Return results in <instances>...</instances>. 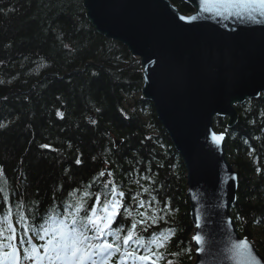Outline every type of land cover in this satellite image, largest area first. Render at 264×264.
Segmentation results:
<instances>
[{
	"label": "trees",
	"instance_id": "obj_1",
	"mask_svg": "<svg viewBox=\"0 0 264 264\" xmlns=\"http://www.w3.org/2000/svg\"><path fill=\"white\" fill-rule=\"evenodd\" d=\"M172 1L184 13L192 10ZM142 84L137 58L96 31L82 0H0L3 237L13 235L9 225L42 230L53 215L70 222L77 201L95 207V197L102 204L115 188L125 196L114 231L123 229V237L141 222L136 235L162 254V264H192L185 166L152 103L128 104ZM238 110L235 127L222 119L216 129L226 131L240 177L233 218L264 255V93ZM160 233L170 235L163 248L151 243Z\"/></svg>",
	"mask_w": 264,
	"mask_h": 264
},
{
	"label": "water",
	"instance_id": "obj_2",
	"mask_svg": "<svg viewBox=\"0 0 264 264\" xmlns=\"http://www.w3.org/2000/svg\"><path fill=\"white\" fill-rule=\"evenodd\" d=\"M184 1L192 13L184 14L171 0H82V5L99 34L138 58L142 96L153 103L183 159L194 264H238L231 249L240 241L264 264V255L240 234L232 216L239 173L228 159L226 136L215 128L216 118L225 117L235 126L237 105L264 93V17L221 18L201 10L200 0ZM181 16L197 19L188 23ZM213 133L223 139L216 143Z\"/></svg>",
	"mask_w": 264,
	"mask_h": 264
},
{
	"label": "snow or ice",
	"instance_id": "obj_3",
	"mask_svg": "<svg viewBox=\"0 0 264 264\" xmlns=\"http://www.w3.org/2000/svg\"><path fill=\"white\" fill-rule=\"evenodd\" d=\"M200 8L204 12L221 18L228 16L242 19L247 16L255 20L257 16L264 17V0H212L211 6L209 0H200ZM180 19L191 23L197 17L181 16ZM222 139V136L213 133V140L216 143ZM77 163L80 161L77 160ZM0 175H3V169H0ZM101 175L103 176L104 173ZM87 195L88 193H85V196ZM124 196L123 191L117 192L113 188L110 200L104 199L101 204V197H95V207L86 208L83 202L77 201L74 206L75 211L69 212L72 217L70 223L62 222L57 228L42 229L43 235L40 239L44 240L47 237L46 243L42 246L43 253L41 254L40 247L33 246L31 249H24L23 259L34 260L36 264H112L113 254L121 251L118 242L122 240L124 246L140 244L145 247L147 253L145 255L137 254L135 249L122 253L124 257L132 261V264H136L137 261L139 264H158V260L163 259L162 254L158 255L151 248H147L141 238L136 235L138 224L141 222H132L131 229L123 237L120 235L123 229L113 230V225L117 222L116 218L122 215L121 209L124 204L120 198ZM153 223H156V218H153ZM8 230L10 233L14 231L12 225H9ZM90 232L94 235L90 236ZM109 236L114 237L117 243L109 242ZM4 239L8 240L7 245L4 244ZM169 239L170 235L160 233L151 243L157 248H163ZM194 239L197 243L201 242L199 235ZM13 240H15L14 235L3 237L0 230V264H22L20 250L12 243ZM97 240L99 243H94ZM231 251L238 264H260V260L257 259L247 241L234 243Z\"/></svg>",
	"mask_w": 264,
	"mask_h": 264
},
{
	"label": "rangeland",
	"instance_id": "obj_4",
	"mask_svg": "<svg viewBox=\"0 0 264 264\" xmlns=\"http://www.w3.org/2000/svg\"><path fill=\"white\" fill-rule=\"evenodd\" d=\"M90 24H91V23H90ZM91 25H92V24H91ZM84 71H85V70H84ZM133 93H134V94H133L132 97H133L134 100L130 101V100H129V97H128V98H127V100L129 101L128 104H130V102L133 103V101H134V103H135L136 99H137V100H138V99L140 100L141 97H142L141 91H140V92L136 91V92H133ZM134 103H133V104H134ZM127 106L131 107V105H127ZM146 108L149 109L148 106H147ZM148 112H150V109L148 110ZM90 118H91V119H94L95 116H92V115H91ZM220 120H221V119H220ZM110 170H111V169H110ZM192 248H193V246H192ZM193 263H194V261L192 262V264H193Z\"/></svg>",
	"mask_w": 264,
	"mask_h": 264
},
{
	"label": "bare ground",
	"instance_id": "obj_5",
	"mask_svg": "<svg viewBox=\"0 0 264 264\" xmlns=\"http://www.w3.org/2000/svg\"><path fill=\"white\" fill-rule=\"evenodd\" d=\"M226 150H227V148H226ZM1 210V209H0Z\"/></svg>",
	"mask_w": 264,
	"mask_h": 264
}]
</instances>
